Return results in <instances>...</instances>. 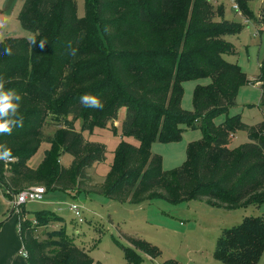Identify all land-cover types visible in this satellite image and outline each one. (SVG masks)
Wrapping results in <instances>:
<instances>
[{"label":"trees","instance_id":"16d2710c","mask_svg":"<svg viewBox=\"0 0 264 264\" xmlns=\"http://www.w3.org/2000/svg\"><path fill=\"white\" fill-rule=\"evenodd\" d=\"M249 1H237L241 11ZM17 19L31 38L0 41V186L8 198L44 183L119 201L204 198L226 209L264 203V120L246 125L237 113L214 123L250 79L224 59L234 51L225 36L240 28L210 0H84L83 17L76 16V0H24ZM199 78L210 81L196 85L194 110H184L182 83ZM256 82L264 106V59ZM121 107V134L137 144L121 140L101 184L91 186L88 170L105 159V145L86 139L74 122L94 118L93 125L103 127ZM51 123L57 129L47 133ZM197 123L203 137L188 144L180 166L163 170L151 143L178 141L182 125ZM238 131L247 141L230 147ZM57 141L61 154L73 158L68 167L52 156ZM43 142L51 146L45 159L29 167L27 160ZM58 219L49 210L23 221L19 213L28 264H99L64 231L48 230ZM126 238L146 255L159 254L141 238ZM263 251L264 216L250 215L222 229L213 256L225 264H258ZM124 257L135 264L140 255L126 247Z\"/></svg>","mask_w":264,"mask_h":264},{"label":"rangeland","instance_id":"374dc122","mask_svg":"<svg viewBox=\"0 0 264 264\" xmlns=\"http://www.w3.org/2000/svg\"><path fill=\"white\" fill-rule=\"evenodd\" d=\"M23 1L0 0V41L6 37L31 38L32 34L23 29L17 19ZM237 1L210 0L225 20L240 28L239 31L225 36L233 45L234 51L225 53L223 57L229 62L237 63L250 82L240 87L234 106L225 114L217 115L214 123L220 124L226 115L239 113L242 122L255 125L264 120V106L260 103L261 92L259 83L256 82L264 59V0H250L244 12L240 10ZM235 4L238 10L233 7ZM76 16H84V0H76ZM209 81L210 78H199L182 83L184 92L181 107L184 110H194L193 93L196 85L207 84ZM125 112L126 108L121 107L116 119L109 120L103 127L94 126V118H79L74 122L75 129L81 131L86 139L105 145V159L93 164L88 170L94 178L91 186L101 184L121 140L137 144L132 136L121 134ZM70 119L69 116L68 120ZM60 123L66 125L65 121ZM182 128L181 139L178 141L155 140L151 143L152 153L161 156L163 170L169 171L180 166L186 160L188 144L204 135V128L199 123L195 127L182 125ZM56 129L55 123L45 127L47 133ZM245 141L246 133L238 131L231 138L229 146L234 147ZM50 148L49 143H41L34 155L27 160V165L38 168ZM61 150L57 141L51 150L52 156L56 157L55 163L59 167H68L73 158L70 154H61ZM34 186H43L46 192L42 200L27 201L23 207H18L17 212L22 214V221L25 218L31 219L37 211L53 212L60 219L48 223V230L64 231L74 245L99 264H126V247H131L140 255L135 264H162L167 259L179 264H225L213 256L222 229L238 225L245 216H264V203L259 206L226 209L223 206H213L204 198L177 203H169L161 197L148 198L142 202L119 201L99 193L79 192L74 195L62 189L48 188L44 183ZM73 201L81 202L85 207L81 214L83 222H78L68 209ZM126 236L145 240L159 254L150 256L140 252ZM152 253L154 251L150 254ZM258 264H264V251Z\"/></svg>","mask_w":264,"mask_h":264},{"label":"crops","instance_id":"0c3cea01","mask_svg":"<svg viewBox=\"0 0 264 264\" xmlns=\"http://www.w3.org/2000/svg\"><path fill=\"white\" fill-rule=\"evenodd\" d=\"M9 199L0 186V264H28L27 257L19 253L26 247L19 227L18 209L12 210Z\"/></svg>","mask_w":264,"mask_h":264},{"label":"built area","instance_id":"2783aa9c","mask_svg":"<svg viewBox=\"0 0 264 264\" xmlns=\"http://www.w3.org/2000/svg\"><path fill=\"white\" fill-rule=\"evenodd\" d=\"M233 7L238 10V6L236 4ZM12 161V158L6 159V162ZM45 192L46 189L43 186H27L21 189L15 196L10 198L9 203L12 207H14V209H18L20 205L25 204L27 201L42 200ZM68 209L73 213L78 222H83V218L81 216L83 210L85 209L83 203L73 201L69 204ZM32 222L33 224L36 223L34 220ZM19 227L21 228V222L19 223ZM19 253L27 257V251L25 248L20 250Z\"/></svg>","mask_w":264,"mask_h":264},{"label":"water","instance_id":"95a60500","mask_svg":"<svg viewBox=\"0 0 264 264\" xmlns=\"http://www.w3.org/2000/svg\"><path fill=\"white\" fill-rule=\"evenodd\" d=\"M14 209V207H12V210Z\"/></svg>","mask_w":264,"mask_h":264}]
</instances>
